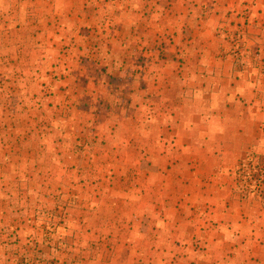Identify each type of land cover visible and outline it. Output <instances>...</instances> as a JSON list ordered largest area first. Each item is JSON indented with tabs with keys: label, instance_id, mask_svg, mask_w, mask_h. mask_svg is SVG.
I'll return each instance as SVG.
<instances>
[{
	"label": "rangeland",
	"instance_id": "1",
	"mask_svg": "<svg viewBox=\"0 0 264 264\" xmlns=\"http://www.w3.org/2000/svg\"><path fill=\"white\" fill-rule=\"evenodd\" d=\"M197 1L0 0V264H96L98 217L150 204L156 179L160 203V173L182 155L164 135L195 71ZM248 10L217 33L238 71ZM254 162L264 152L240 159L232 189L264 204L239 177Z\"/></svg>",
	"mask_w": 264,
	"mask_h": 264
},
{
	"label": "crops",
	"instance_id": "2",
	"mask_svg": "<svg viewBox=\"0 0 264 264\" xmlns=\"http://www.w3.org/2000/svg\"><path fill=\"white\" fill-rule=\"evenodd\" d=\"M197 2L205 21L192 56L195 71L185 76L184 104L170 112L173 131L164 135L182 155L160 173L166 181L159 204L157 172L149 171L156 179L150 204L117 222L97 218L93 233L108 251L97 247L96 264H264V204L241 201L232 189L240 159L264 152V0ZM245 8L248 48L238 71L230 55H220L229 44L217 33Z\"/></svg>",
	"mask_w": 264,
	"mask_h": 264
},
{
	"label": "built area",
	"instance_id": "3",
	"mask_svg": "<svg viewBox=\"0 0 264 264\" xmlns=\"http://www.w3.org/2000/svg\"><path fill=\"white\" fill-rule=\"evenodd\" d=\"M242 172L240 171V173L242 174L239 173V177H241L242 184L254 185V188H250L251 190L258 188L260 189L259 192H263L264 190V169L260 168V165L258 162H254L252 165L243 168Z\"/></svg>",
	"mask_w": 264,
	"mask_h": 264
}]
</instances>
